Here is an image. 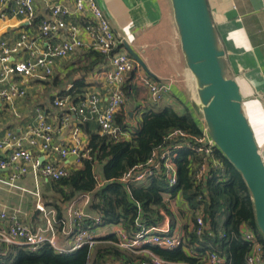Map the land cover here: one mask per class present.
<instances>
[{
	"label": "crops",
	"instance_id": "obj_1",
	"mask_svg": "<svg viewBox=\"0 0 264 264\" xmlns=\"http://www.w3.org/2000/svg\"><path fill=\"white\" fill-rule=\"evenodd\" d=\"M98 2L120 42V51L128 52L124 46L126 42L145 62L150 71L149 75L157 82L168 86L160 102H153L145 89L139 93L140 97L130 99L126 94V105L122 109L129 115L124 123L126 129L135 133L144 112H160L166 108H173L180 115L191 112L199 127L204 126L202 117L195 113L191 106V100L196 97L195 83L181 50L171 1L98 0ZM209 3L222 46L227 52L230 73L240 85L244 107L264 157V13L262 1L209 0ZM54 4L67 6L72 15L67 19V29L60 30L51 41L56 43L68 41L70 39L69 26L76 25L85 47L78 49L68 58L58 60L49 77L39 76L30 79L26 83L27 96L24 99L17 100L13 106L0 104V139L8 132H13L18 138L26 141L39 112L44 115L49 124L55 127V144L70 147L72 129L75 127L81 130V138L86 144L90 143L94 134L100 135L96 122H85L75 113H71L69 123L65 125L63 117L68 111L54 104L57 98H68L73 103H78L89 92H96L100 95L103 107H106L109 102L108 86L103 74L110 67V60L105 55H96L99 53L89 48L90 40L84 32L85 19L75 12L74 0H36V17L31 24L24 21L22 17L0 16V42L7 41L12 45L20 39L22 34H27L39 50L44 49L48 40L44 39L40 33V24L44 20H53L51 7ZM25 57L26 53L22 51L19 58ZM86 66L90 68L85 69ZM79 81L83 83L82 88L76 87ZM33 154L42 163L47 161L42 148H34ZM74 158L70 156L65 161L57 159V162H61L69 170L78 169L81 167V162ZM29 170L26 176L15 183V187L0 182V213L5 211L8 215H12L14 212H19L21 219L36 230L46 226L41 213L39 219L33 220L37 204H44L53 211L52 219L56 223L61 245L70 249L74 245L72 235L69 234L72 231L73 221L68 213V206L74 203L76 207L84 208L89 215L98 217L99 215L89 210L93 194H81L75 200L63 203V213L59 216L56 208L51 205V202L60 204L58 199L52 201L56 197L59 198L53 189L52 180H47L41 175L36 177L32 169ZM11 172V169L0 171V180H9ZM94 173L100 180L105 181L103 163L95 166ZM148 184L149 182H143L134 186H147ZM165 204V209L152 206L163 217L157 221L156 226L160 225L165 228L169 225L173 235L187 240L190 233L189 224L195 220V215L184 194L178 192L174 197L168 195L165 198ZM146 215L142 210L140 222L145 227L153 226L147 224ZM170 215H173L174 223ZM60 220H63L65 225H61ZM0 223L6 225L7 221L0 219ZM207 225L209 230L210 226ZM86 226L97 229L98 239L114 235L117 228V226L98 228L92 220L87 221ZM124 227L126 228L125 225ZM138 229L139 227L135 225V228L130 226L127 231L133 234ZM99 243L103 241L99 240Z\"/></svg>",
	"mask_w": 264,
	"mask_h": 264
},
{
	"label": "built area",
	"instance_id": "obj_2",
	"mask_svg": "<svg viewBox=\"0 0 264 264\" xmlns=\"http://www.w3.org/2000/svg\"><path fill=\"white\" fill-rule=\"evenodd\" d=\"M262 11L264 13V0ZM36 0H0L1 17L9 15L22 17L31 24L36 17ZM75 12L85 19L84 32L89 37V48L105 55L110 60V67L104 72V78L108 86L109 102L102 106V98L96 92L87 93L78 103L70 99H55L57 107L65 108L68 112L63 117V123L67 125L71 113L79 115L85 122L94 121L99 126L101 136H107L114 141L131 140L133 132L122 129L116 122L117 114L126 105V93L124 84L127 76L138 67L132 79V84L145 89L153 102H160L168 86L153 79L148 72L140 66L128 52L119 49L120 42L114 33L110 21L99 5L98 0H74ZM53 20H44L40 24V33L48 40L44 49L39 50L27 34H22L15 44L7 41L0 42V104L13 106L17 100L27 96L26 83L33 78L49 77L53 73L56 62L68 58L78 49L84 48L85 43L78 33L76 25L69 26L68 41L52 42V38L58 35L60 30L67 29V19L71 17L70 9L63 4H54L51 7ZM22 51L26 57L19 58ZM199 135L191 134L183 130H173L165 138L164 143L153 150L151 157L142 164H138L126 171L117 181L129 187L143 182L160 181L165 183L168 189L178 184V170L175 164L178 151L188 150L200 159L193 173L196 184H205L212 171H222V160L218 157V147L208 134L206 126L200 127ZM72 145L65 147L54 143L55 127L49 124L44 115L39 112L36 123L29 132L26 141L21 140L13 132H8L0 139V171L11 169L9 180H0L4 185L15 187V183L26 176L31 168L34 175L42 176L47 180L57 181L69 175L70 170L57 162L65 161L70 156L90 158L91 149L81 138V130L78 127L72 129ZM42 148L47 161L42 163L36 159L33 149ZM5 152V153H4ZM97 188H102L107 182L95 176ZM89 203V201H87ZM138 215L135 225L138 231L129 233L120 222L114 231L115 239L109 241L114 247L124 254L133 257L132 260L107 259L104 264H193L191 262H173L162 259L156 255L150 247L156 246L166 250L184 247L186 240L171 233L170 226L145 227L140 222L142 207L136 204ZM42 217L46 221L44 228L33 230L21 219L19 212L8 215L5 211L0 213V219L7 221L6 225L0 223V245H19L26 247L31 252H37L44 246L53 248L57 253H68L84 246L94 248L98 243L97 229L86 226V222L92 220L99 227L103 225L101 216L89 215L84 208L76 207L74 203L68 206V213L72 218L69 234L73 238V247L67 249L61 245L53 211L44 204L38 203ZM195 220L190 222V232L198 237H203L208 231V225L204 218L203 205L193 210ZM65 225L63 220L59 222ZM243 239L251 245V252L247 258L248 264H264V250L259 243L257 234L247 227L242 228ZM198 247V244L195 245ZM191 255L198 259L196 264H224L225 259L215 252H207L200 255L195 249H188ZM128 256V257H129Z\"/></svg>",
	"mask_w": 264,
	"mask_h": 264
},
{
	"label": "trees",
	"instance_id": "obj_3",
	"mask_svg": "<svg viewBox=\"0 0 264 264\" xmlns=\"http://www.w3.org/2000/svg\"><path fill=\"white\" fill-rule=\"evenodd\" d=\"M96 55L102 56L101 53ZM89 68L90 66H86L85 69ZM137 69L136 66L129 74L123 87L130 99L140 97L139 93L143 92L132 84ZM76 87L82 88V81L76 83ZM128 117L124 110L117 114L116 122L122 129H126L124 123ZM173 130H183L195 135L201 133L191 112L180 115L173 108H166L160 112H144L131 140L114 141L107 136L94 134L89 143L90 158H81L80 168L70 170L65 178L52 181L53 189L59 195V198L52 201L58 199L60 204L51 202V205L61 216L63 203L73 201L81 194L90 193L93 194V199L89 210L102 217L104 226H115L122 221L130 229V226L135 228L137 203L141 205L144 214H147V224L155 226L163 217L152 206L165 209V198L182 192L192 210L203 205L204 218L210 229L203 237L190 232L184 247L166 250L152 246L150 249L162 259L173 262L198 263V259L188 252V249L195 248V252L200 255L207 252L217 253L225 259L224 264H248L251 245L243 239L242 228L245 226L257 234L263 250L264 236L257 227L251 193L242 175L219 149L218 157L222 160L224 170L222 173L212 171L205 184L198 185L193 179L200 159L184 149L178 151L175 159L178 184L173 188L168 189L165 183L156 180L150 181L147 186L129 187L117 181L132 167L145 163L153 150L161 146ZM98 163H103V174L107 182L100 189L97 188L94 173ZM114 239L115 236L111 234L99 238L103 243H99L95 250L84 246L63 254L49 246L31 252L24 246L0 245V264H104L111 258L132 260L133 257H128L107 242ZM196 244L198 247H195Z\"/></svg>",
	"mask_w": 264,
	"mask_h": 264
},
{
	"label": "water",
	"instance_id": "obj_4",
	"mask_svg": "<svg viewBox=\"0 0 264 264\" xmlns=\"http://www.w3.org/2000/svg\"><path fill=\"white\" fill-rule=\"evenodd\" d=\"M170 1L181 50L195 83L192 109L202 116L218 149L242 175L251 193L257 227L264 236V157L246 114L240 85L230 73L209 0ZM124 46L150 74L132 47L126 42ZM39 215L37 209L33 220Z\"/></svg>",
	"mask_w": 264,
	"mask_h": 264
},
{
	"label": "rangeland",
	"instance_id": "obj_5",
	"mask_svg": "<svg viewBox=\"0 0 264 264\" xmlns=\"http://www.w3.org/2000/svg\"><path fill=\"white\" fill-rule=\"evenodd\" d=\"M233 77V76H232ZM202 117V116H201ZM203 119V118H202ZM182 214V213H181ZM170 218H171V220H172V222L174 223L175 221H174V217H173V215H170ZM99 245V244H98ZM97 246V245H96ZM96 246L93 248L94 250H95V248H96Z\"/></svg>",
	"mask_w": 264,
	"mask_h": 264
},
{
	"label": "bare ground",
	"instance_id": "obj_6",
	"mask_svg": "<svg viewBox=\"0 0 264 264\" xmlns=\"http://www.w3.org/2000/svg\"><path fill=\"white\" fill-rule=\"evenodd\" d=\"M245 111H246V109H245ZM246 114H247V112H246ZM247 116H248V114H247Z\"/></svg>",
	"mask_w": 264,
	"mask_h": 264
}]
</instances>
